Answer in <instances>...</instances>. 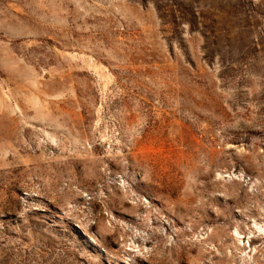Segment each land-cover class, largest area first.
<instances>
[{"label": "rangeland", "instance_id": "obj_1", "mask_svg": "<svg viewBox=\"0 0 264 264\" xmlns=\"http://www.w3.org/2000/svg\"><path fill=\"white\" fill-rule=\"evenodd\" d=\"M0 264H264V0H0Z\"/></svg>", "mask_w": 264, "mask_h": 264}]
</instances>
